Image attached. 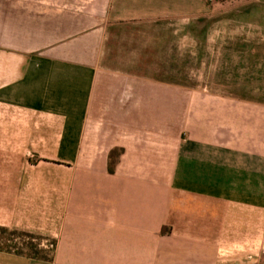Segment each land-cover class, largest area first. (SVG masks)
I'll return each mask as SVG.
<instances>
[{"label": "crops", "instance_id": "crops-1", "mask_svg": "<svg viewBox=\"0 0 264 264\" xmlns=\"http://www.w3.org/2000/svg\"><path fill=\"white\" fill-rule=\"evenodd\" d=\"M262 80L264 0H0V264H264Z\"/></svg>", "mask_w": 264, "mask_h": 264}, {"label": "rangeland", "instance_id": "rangeland-1", "mask_svg": "<svg viewBox=\"0 0 264 264\" xmlns=\"http://www.w3.org/2000/svg\"><path fill=\"white\" fill-rule=\"evenodd\" d=\"M210 66V64L208 65ZM210 70V69H209ZM198 74L203 75L202 77H199L198 79H188L184 80L187 83H196L198 86H214V87H220L224 86L225 89L232 90H238L239 87H245L250 85H257L260 86L258 83L260 80L256 79H234V78H222L220 72L215 73L214 79H209L206 77V74H208L207 68H201L199 69ZM264 82V80H262ZM169 82V80H168ZM245 89V90H246ZM215 97H228L230 98L231 105L233 104L240 105L243 103H250V102H257V103H264V94L261 93H249L246 91L245 93H231L229 95H215ZM234 127V126H233ZM30 152L28 157L31 161H35V156L31 155ZM32 158V159H31ZM153 236V235H152ZM7 241L11 248H22L24 252L27 251V247L25 246V243L27 241H31L32 243L36 244L38 248L42 249V252L51 255L52 258L58 259L61 261L62 256V247H63V234H46L41 232H29V231H21V230H0V242ZM152 250L154 248V244L151 243ZM238 248L239 245L235 244L230 247L231 252H235V248ZM242 249V247H241ZM90 253L93 251L91 248H89ZM254 251V249L252 250ZM153 254H151L152 256ZM26 256V255H25Z\"/></svg>", "mask_w": 264, "mask_h": 264}, {"label": "trees", "instance_id": "trees-1", "mask_svg": "<svg viewBox=\"0 0 264 264\" xmlns=\"http://www.w3.org/2000/svg\"><path fill=\"white\" fill-rule=\"evenodd\" d=\"M117 155V152L115 150H111L109 153L110 160L108 162V169L111 171L113 169L112 167V162L115 156ZM0 230H8V228L4 226H0ZM7 241L5 240L4 242H0V250L1 251H9V252H14L16 254L20 255H26L27 257L35 258V259H42V260H51L52 257L51 255H48L44 252H42L41 248H38L36 244L32 243L31 241H27L25 243V246L27 247V251L24 252L22 248H11L8 246L9 244L6 243Z\"/></svg>", "mask_w": 264, "mask_h": 264}]
</instances>
